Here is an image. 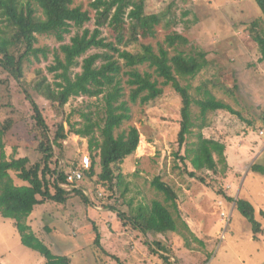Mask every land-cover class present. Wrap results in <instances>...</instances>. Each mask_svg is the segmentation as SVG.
Listing matches in <instances>:
<instances>
[{"label": "rangeland", "instance_id": "1", "mask_svg": "<svg viewBox=\"0 0 264 264\" xmlns=\"http://www.w3.org/2000/svg\"><path fill=\"white\" fill-rule=\"evenodd\" d=\"M92 1L76 0V5L89 10ZM144 2L148 14H159L164 19L154 36L141 33L142 43L153 46L155 52L163 46L171 54L174 47L190 55L204 54L200 59L207 65L191 80L192 95L198 97L209 90L242 116L239 118L220 110L209 112L204 117L198 106L191 108L195 135L202 133L226 146V164L219 166L223 173L209 174L207 184L189 175L193 172L190 162L184 165L177 157L178 152L184 155L186 150L185 145L182 148L177 145L181 97L170 85L162 84V96L151 98L146 103L139 101L132 106L131 121L116 132L117 136L131 127L140 132L136 152L126 159L122 167L130 192L124 205L121 206L120 201L117 206L126 210L130 200L133 207L140 203L150 204L156 199L163 202L164 196L152 186L154 179L161 176L162 181L177 193L181 218L188 229L179 223V232L168 233L158 239L150 236V243L153 242L157 254L152 253L145 244V237L126 230L117 220L116 213L100 204L102 200L106 201L105 194L101 191L92 194L82 183L83 179L66 190H83L92 206L87 207L80 197L70 199L64 207L45 204L24 217L22 223L29 226V232L35 233L52 253L68 256L71 264H264V175L252 170L256 165L264 166V62L259 61L261 54L254 40L253 28V23L257 22V29L264 31V14L255 0ZM88 27L93 29L95 26L92 23ZM127 33V27L103 30V36L109 41L119 44L123 50L137 52L139 45L125 44ZM174 35H180L185 41L176 40L170 47L169 38ZM38 46L54 50L60 44L52 37L40 36ZM121 63L124 64V60ZM53 64L52 53L48 59L35 61L27 68L28 79H34L41 71L49 80H55L54 74L48 70ZM139 70L154 74L149 65H143ZM127 72L125 68V87H128L129 80ZM6 78L7 75L0 70V79ZM163 81L160 79V83ZM187 83L182 79L183 85ZM0 88V102L8 96L6 90L14 92L16 114L13 117L19 126L7 136L5 153L9 158L29 156L35 161V145L31 142L30 133L34 126L31 107L19 96L21 87L13 79L8 86ZM103 96L73 97L65 107V116L60 117L54 114L48 103H40L52 134L59 122H64L67 130L70 128L68 122L75 129L88 124L96 126L88 137L69 135L64 156L61 157L57 151L58 168L66 174L79 168L84 156L90 158L92 153L97 154V145L103 143L100 130L103 124ZM9 112H2L3 120L11 117ZM86 115L90 116V121ZM196 141L194 136L189 138L188 143ZM227 197L248 200L255 208V217L261 223L263 233L255 236L249 221ZM93 220L99 226L100 247L94 245L96 231ZM14 221L0 213V261L4 264H48L43 254L22 243ZM156 240H162L172 253L159 251L154 243ZM161 256H166L167 262Z\"/></svg>", "mask_w": 264, "mask_h": 264}, {"label": "trees", "instance_id": "2", "mask_svg": "<svg viewBox=\"0 0 264 264\" xmlns=\"http://www.w3.org/2000/svg\"><path fill=\"white\" fill-rule=\"evenodd\" d=\"M255 2L264 14V0ZM144 3V0H93L88 10L76 5V0H0V24H3L0 27V70L7 75L5 80L0 79V87L8 86L11 79L21 87L19 96L31 107L34 126L30 133L36 152L35 161L29 156L9 158L5 153L7 136L15 127H19L13 117L16 114L14 92L6 90L9 100L5 98L4 102H0V213L6 218L15 219L14 227L20 231L22 243L43 254L48 264H71L72 261L68 256H55L35 233L29 232L30 227L22 220L38 206L52 204L64 207L74 197H80L87 207L92 206L83 190H66L62 187L67 184V174L58 168L57 151L61 157L64 156L69 135L88 137L96 126L88 124L75 129L68 122L70 128L67 130L64 122H59L52 134L40 103H48L54 114L60 117L65 116V107L73 97L104 95L103 124L100 127L103 143L97 145V154L90 155V168L82 169V183L94 195L100 191L104 193L106 201L102 200L100 204L115 212L117 220L126 230L145 237V244L152 253L157 254L153 242L150 243V236L158 239L168 233L179 232V223L186 229L188 225L181 218L177 193L162 181L161 176L154 179L152 186L164 196L163 202L156 199L150 204L140 203L133 207L130 200L126 210H120L117 206L120 201L121 206L124 205L130 192L123 164L136 152L140 143V132L136 127L123 130L116 136V132L131 121L132 106L139 101L146 103L151 98L162 96L164 90L160 86L170 85L182 102L177 145L179 148L185 145L186 150L184 155L178 152L177 157L184 165L190 162L193 172L189 175L203 183L207 184L209 174L223 173L219 166L226 164V146L202 133L195 135L191 108L198 106L204 117L209 112L220 110L239 118L242 116L209 90L198 97L192 95L190 82L207 65L200 59L204 54L190 55L175 47L171 54L163 46L155 52L153 46L142 43L141 33L154 36L164 19L159 14H148ZM92 23L95 26L93 29L88 27ZM253 25L254 40L261 54L259 61L264 62V31L257 29V22ZM110 27H127L128 40L123 38L121 41L125 40L126 45L136 43L139 50H123L119 44L105 38L103 30ZM40 36L52 37L60 46L54 50L48 46L39 47ZM169 39L170 47L174 46L176 40L185 41L180 35ZM51 53L55 64L48 70L54 74L55 80H49L41 71L29 80L28 66L35 61L48 59ZM121 60H124V64ZM143 65L154 69L155 76L150 72L142 73L139 68ZM125 68L128 69V87L123 86ZM160 79L164 80L163 83H160ZM182 79L188 82L187 85L182 84ZM5 110H10L11 117L3 120L2 112ZM86 117L90 121V116ZM194 136L197 141L188 143L189 138ZM252 170L264 175V166L256 165ZM227 199L234 202L237 210L249 221L255 236L263 233L262 225L255 217V208L248 200ZM94 231V245L100 247V230L95 223ZM154 243L159 251L172 253L162 240ZM161 257L167 262L166 256Z\"/></svg>", "mask_w": 264, "mask_h": 264}, {"label": "built area", "instance_id": "3", "mask_svg": "<svg viewBox=\"0 0 264 264\" xmlns=\"http://www.w3.org/2000/svg\"><path fill=\"white\" fill-rule=\"evenodd\" d=\"M91 166V160L89 156H84L80 163V168L74 169L69 174H67V184H63L62 187L64 189H69V187H73L78 184L84 177L82 169H89ZM76 189V188H74ZM224 216V214H223ZM0 264H4L0 261Z\"/></svg>", "mask_w": 264, "mask_h": 264}, {"label": "crops", "instance_id": "4", "mask_svg": "<svg viewBox=\"0 0 264 264\" xmlns=\"http://www.w3.org/2000/svg\"><path fill=\"white\" fill-rule=\"evenodd\" d=\"M54 254V253H53ZM55 256H57L56 254H54Z\"/></svg>", "mask_w": 264, "mask_h": 264}]
</instances>
